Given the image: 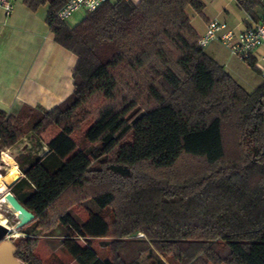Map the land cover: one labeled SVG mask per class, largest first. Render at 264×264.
I'll return each mask as SVG.
<instances>
[{
    "label": "trees",
    "instance_id": "16d2710c",
    "mask_svg": "<svg viewBox=\"0 0 264 264\" xmlns=\"http://www.w3.org/2000/svg\"><path fill=\"white\" fill-rule=\"evenodd\" d=\"M66 2L23 0L47 7L54 41L76 56L72 93L51 110L0 111L4 149L55 130L44 155L16 160L28 224L64 226L77 264H264V83L247 92L198 45L185 9L200 0L106 1L74 26L55 18ZM186 157L199 165L175 175ZM69 193L97 208L83 224L52 218ZM25 226L15 258L41 264ZM104 238L100 257L89 243Z\"/></svg>",
    "mask_w": 264,
    "mask_h": 264
},
{
    "label": "crops",
    "instance_id": "0c3cea01",
    "mask_svg": "<svg viewBox=\"0 0 264 264\" xmlns=\"http://www.w3.org/2000/svg\"><path fill=\"white\" fill-rule=\"evenodd\" d=\"M128 1L136 5L140 0ZM200 1L203 5L200 13L190 7L185 9L198 37L203 35L211 20L222 22L238 33L258 22L262 14L259 0H252L248 12L240 9L234 0ZM8 2L12 6L9 14L0 7V111L15 115L23 106L51 110L72 93V73L77 58L54 41L45 21L46 6L31 12L23 0ZM203 50L237 83L239 71L248 68L251 72L246 77L248 92L263 83L256 69L232 56L219 41H211ZM262 51L259 49L256 54Z\"/></svg>",
    "mask_w": 264,
    "mask_h": 264
},
{
    "label": "rangeland",
    "instance_id": "374dc122",
    "mask_svg": "<svg viewBox=\"0 0 264 264\" xmlns=\"http://www.w3.org/2000/svg\"><path fill=\"white\" fill-rule=\"evenodd\" d=\"M84 16V12H75L66 22L68 25L74 26L78 24V22ZM247 73H251L248 68H245L244 71H239L238 84L248 92L249 86L247 85H249V80L246 78L248 75ZM254 75L256 77V74H253V76ZM256 81H258V78L255 79V82ZM97 104H99V102ZM48 129L40 136H36L32 134L31 131H27L26 134L20 139V141L14 143L10 149H4L0 144V175L5 174L8 168L15 167L18 171L19 176L21 177L19 165L16 161L17 158L22 160L25 156L32 157L44 155L46 152V143L55 133V130ZM76 138L79 139V136H76ZM2 153H6L9 156V159L6 161L3 160L1 157ZM198 165L199 164H197L195 161L186 157L181 159V161L175 166V170L173 171V173L177 175L187 170L196 169ZM145 170L148 169L145 168ZM20 177H18L13 182V184ZM0 182L4 183L1 179ZM8 192L13 194L12 189L8 186H5L0 194V224L12 230L17 223V218L11 212L9 207L2 201V197ZM81 197L82 196L74 195L71 193L67 194L52 211V218L55 217L56 213L67 210L69 215L79 224H83L84 222H86L91 213L97 212V208L91 201L81 200ZM37 226L38 224L32 222L24 227V231H30L32 234L30 237H35L37 239V245L34 248V254L41 261V264H77L62 247L64 235L68 231L64 226H61L59 224H52L51 226L50 224V229L48 230L46 226ZM16 234L18 235H14L13 238L9 239V241L14 243L16 242L17 238H24L25 236L19 231H17ZM108 240V238L94 239L90 240L89 244L100 257H106V243L108 242ZM79 242L83 244L82 241Z\"/></svg>",
    "mask_w": 264,
    "mask_h": 264
},
{
    "label": "built area",
    "instance_id": "2783aa9c",
    "mask_svg": "<svg viewBox=\"0 0 264 264\" xmlns=\"http://www.w3.org/2000/svg\"><path fill=\"white\" fill-rule=\"evenodd\" d=\"M106 1L110 0H67L55 13V18L60 22H66L75 12H94ZM259 1L262 14L258 22L246 27L241 32L234 33L227 28L226 24L211 20L203 35L198 37L197 43L204 49L211 41L217 40L237 59L252 60L254 68L264 83V0ZM0 7L6 14L12 11L8 0H0ZM259 49L263 50L262 53L256 54Z\"/></svg>",
    "mask_w": 264,
    "mask_h": 264
},
{
    "label": "water",
    "instance_id": "95a60500",
    "mask_svg": "<svg viewBox=\"0 0 264 264\" xmlns=\"http://www.w3.org/2000/svg\"><path fill=\"white\" fill-rule=\"evenodd\" d=\"M12 184L8 187L10 188ZM2 201L15 215L17 223L12 230L0 224V264H24L15 258L16 249L9 239L13 238L18 229L32 221L33 215L28 212L9 192L2 197Z\"/></svg>",
    "mask_w": 264,
    "mask_h": 264
},
{
    "label": "bare ground",
    "instance_id": "6f19581e",
    "mask_svg": "<svg viewBox=\"0 0 264 264\" xmlns=\"http://www.w3.org/2000/svg\"><path fill=\"white\" fill-rule=\"evenodd\" d=\"M1 157L5 161L9 159V156L6 153H2ZM18 177L19 174L15 167L8 168L5 174L0 175V179L5 183L6 186L12 184Z\"/></svg>",
    "mask_w": 264,
    "mask_h": 264
}]
</instances>
